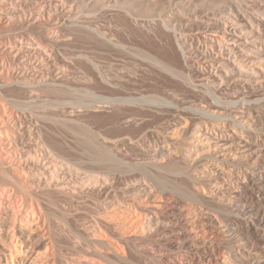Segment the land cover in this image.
Segmentation results:
<instances>
[{"label":"bare ground","instance_id":"6f19581e","mask_svg":"<svg viewBox=\"0 0 264 264\" xmlns=\"http://www.w3.org/2000/svg\"><path fill=\"white\" fill-rule=\"evenodd\" d=\"M63 1L0 0V198L13 209H29L37 221L34 226L27 212L19 229L0 223L12 235L0 264H192L182 258L195 251L180 222L185 200L206 204L202 223L219 226L236 242L232 255L246 252L251 264H264L263 250L254 251L264 241V0H77L70 8L66 0L67 10ZM107 13L118 18L109 29L97 19ZM119 24L148 39L170 40L179 59H160L135 39L125 41L128 31ZM81 38L114 55V62L103 67L91 47L71 51ZM75 59L90 64L95 82L86 75L54 82L45 76L52 61L60 74L70 73ZM147 67L185 91H164L166 101L139 90L134 79ZM91 113L115 114L116 128L146 123L150 113L160 117L154 130L148 125L135 136H111L90 127ZM219 121L236 125L224 132L208 126ZM59 129L74 148H57ZM196 132L226 150L238 149L231 166L237 177L224 201L205 203L187 187L194 180L175 145L197 140ZM161 133L170 135L159 153L144 150L141 162L122 157L120 147ZM157 192H171L178 201L166 203ZM46 217L71 235L73 253L63 255V263L43 228Z\"/></svg>","mask_w":264,"mask_h":264},{"label":"rangeland","instance_id":"374dc122","mask_svg":"<svg viewBox=\"0 0 264 264\" xmlns=\"http://www.w3.org/2000/svg\"><path fill=\"white\" fill-rule=\"evenodd\" d=\"M65 1H63L64 3L62 4V6L65 5ZM67 1H66V6L69 4L68 7L70 8L71 6H73L75 4L73 2L74 1L76 2L77 0H67ZM70 1L72 2V4ZM66 6H63V8L65 10H67V8H68V7L66 8ZM100 15L97 16V19L101 20L99 22H101L103 24H104V22L109 23V22L113 21L110 24H108V23L104 24V27L107 26V27H105L106 29H109L110 28L109 25L113 24L115 20L118 21V18L116 16L113 17L114 15H112V14L110 15L109 13H107V15L109 16V17L108 16L107 17L111 20H109L106 16L105 17L102 16V15H106V13L102 14L101 17H100ZM114 18H117V19H114ZM103 19H106L109 21H106V20L103 21ZM126 25H124V24L120 25L123 27V29L125 31H128L127 36L124 35L125 36L124 38H126L125 41L126 40L127 41H133V39H135V41H137L140 45H142V46L144 45L143 47H145L146 49L150 48V50L155 55H157L158 57L160 56L159 57L160 59L162 58V59L168 60V61L172 60L173 58L179 59L178 51L176 50V48H174V45L170 42V40H168V39L165 40V38H162V37H159L162 40H160L158 37H151V39L149 37V39H148L143 34V32L138 30V28L133 29L132 27H128V25L127 26ZM129 28H132V29H129ZM82 39L83 38H81L80 40L77 39L78 42H77V40H73L72 43L75 45V47L71 43V45H69V47L71 46L70 48L72 50L69 47H68V49H70L71 51L86 50V52L88 53V52H90V47H91V49L93 51L96 50V54H100V58H101V56H102V58L104 57L103 60H102V58L100 60V62H101L100 64L103 67L108 63H109L108 65H110V64H112V62H114V60H115L113 58L114 55L111 56L112 55L111 53H107V52L101 50V48L98 47L97 44H94V42H92L91 40L88 39V41L90 42V43H88V41H86L84 39L86 41L85 42ZM81 41H82V43H81ZM81 44H83V45L81 46ZM88 44L89 45L91 44L93 46H91V45L89 46ZM95 46L97 47L96 49H95ZM73 48H75V49H73ZM71 62H72L71 67L73 69L71 68L72 70L70 73L67 72L66 74L65 73L60 74L61 71L56 69V67L54 66V65H56V61L55 62L52 61V63H55V64L53 66H51L52 65L51 64L50 66L45 67L44 69H46L48 67L49 68L45 70L44 73L46 75L45 74L44 75L51 82L57 81L61 76H62L61 77L62 79H66V78L72 79L73 77L77 78L79 75L80 76L86 75L90 81L92 80L91 83L93 81L94 82L96 81V76L94 75L95 73H94L92 67L90 66V64H88L87 62H85L83 60L80 61V60H76V59L71 60ZM72 64H73V66H72ZM74 65H76V68ZM101 65H100V67H102ZM75 69L78 70L77 73H74V72H76ZM90 69H92V71ZM83 71L86 74H84ZM76 74H77V76H76ZM64 77H66V78H64ZM170 79L171 78H169L168 76L164 77V75H159V74L154 73L153 71H151V69L149 67H147V69L144 68L142 73L135 77L134 83L137 84V87H139V90L146 92L150 95H152L154 93H155V95L156 94L161 95V97L162 98L164 97L163 99L166 100L165 92H164L166 90L174 88L173 90H179L180 92H183V90L185 91L184 87L181 84H179L174 79H172V81ZM131 94L134 95L135 97L138 95L135 92H132ZM220 97L223 101L227 98V96H225L223 94H221ZM178 98H179V101L182 100V97L179 96ZM91 114H92V116L88 114L89 117L87 116V118H86V121L90 125V127L91 128L93 127V130L95 128V130L97 132L100 131L101 134L104 133V134H108L111 136L119 135L120 133H122V131H123V133H125V132L130 133L129 131H132V133H133L132 135L135 136L136 133H137L136 135L141 134L144 131V128L146 129V127H149V126H150V128L148 130H154V129H152V127H154V124H157L159 122V117H160V115L150 113V115H148V117H147L148 121H146V123H144L145 122L144 121L140 125H135V126H131V127L127 126L129 128V130H127L128 128L126 126H123V125H120V127H121V128L119 127L120 129L116 128L119 126V125H117L119 123V120L117 121V119H119V118L118 117L116 118L115 114H107V115L104 113H102V114L101 113H98V114L97 113H95V114L91 113ZM237 121L239 122L238 118H237ZM195 123H196L195 121L192 122V125ZM115 124H116V126H115ZM235 125H236V123L230 125L228 122H222V121H219L216 124L215 123L214 124H208L209 127L214 128L216 130H220L222 132L231 130V128L234 127ZM112 126H114V127H112ZM123 127H124V129H122ZM60 130L61 129H59V131L57 132L58 133L57 136L58 135L61 136V137H58L59 139L56 137V135H54V139L56 138L55 143H57V146H58L57 148L60 147L59 150H62L63 148H64L63 150H67V148L74 145V143L70 139H68V137H66L65 134L63 132H61ZM62 133H63V135H62ZM195 134H197L196 135L198 138L197 140H195V141L193 140L192 142L189 141L188 139L179 140L180 142H176V145H175L177 147L176 149L178 151L177 156H178L179 160H181L180 162L183 164L189 165L190 176L194 180V181H190V183L188 182L187 187L193 195H196L197 197H202V199H204L203 201L205 203H207V200L212 199V198L214 200L221 199V201H224V198L225 199L229 198V192L227 191V189L228 188L230 189L231 187H233L234 182H235V178L237 177L238 172L234 171L231 166H236L235 161L240 156L238 149L235 147V149L226 150L223 147H221L220 145L212 144V140H207L206 135H203L202 132L201 133L196 132V133H194V136H195ZM51 135H52V133L48 134L49 138H51ZM169 135H170V133L153 134V135L147 137V139L145 141L140 142L139 145L136 147H130V148L120 147V153H121L122 157H125V159H127L129 162H141L143 159V156L145 154L144 150H148L151 154L159 153L160 152L159 150L162 148V146L165 145L164 141H166V139ZM66 139H68L69 141ZM66 141L69 142V144L66 143ZM58 142L61 145H58ZM68 145H69V147H68ZM208 145H209L208 148H205L203 150L202 149L199 150L200 146L206 147ZM61 146H63V148ZM74 154H75V152H74ZM194 157H199V160L195 163L192 160ZM131 176H134V178H136L137 180H140V177L136 173L131 175ZM127 177H130V174H128ZM68 178L69 177H67V179ZM168 178H169V180L167 179L166 182L169 183L170 180H172V178L171 177H168ZM110 181H111V179H110ZM166 193H168V194H166ZM166 193H164V194L158 193L157 196L160 197L166 203L172 199H174L173 202L175 200H177L174 198V195L171 192H166ZM159 195H162V196H159ZM0 200L3 201V209L0 212V223L7 221L8 227L15 226L17 229H19V227L21 226V223L19 221L22 220L21 222H23V220L24 221L26 220V218H27L26 213L27 212H28V219L30 217L31 221L36 220L35 218H33V216L30 215L29 209L28 210L26 209L27 210L26 212H25V208H23V207H21V209H17V208L13 209L9 206V202L6 199L0 198ZM205 205L206 204L190 203L187 200L182 202L184 214L182 215L180 222L183 226H185L187 228V231L184 234L187 236V239L193 245L194 250H195L194 254H189V255H185V256L183 255V257H182L183 260L191 262L192 264H240V263L251 264L247 259L248 256H247L246 252L244 254H242L241 256H238L234 253H233V255L231 254L232 253L231 251L232 250L234 251L233 246H234V243H236V242H232V241L227 240L228 237L226 235H224L223 230L219 226L210 227V226H206L202 223L201 214L203 212L200 210V208L204 207ZM22 208H23V210H22ZM15 209L18 211H15ZM12 212L14 213V215L12 214ZM193 212H195V213H193ZM10 213H11V215H10ZM9 216H11V218ZM25 216H26V218H25ZM13 218H14V220H13ZM46 219L47 220L45 221V225H43L46 236L48 238H52L54 241V244H57V248L59 249V251L57 254L58 257H56V259L58 261V259L62 258V259H60L61 262L60 261H58V262L63 263V261H64L63 255L67 254V252L73 253V252L69 251L68 247H67L68 242L71 239L70 238L71 235L68 233V231L66 229H62L63 227L61 225H58L59 226L58 227V226L48 224L50 222H49L47 217H46ZM15 221H16V223H15ZM35 222H37V221H33L31 223L34 226H36ZM178 226H180V225H178ZM8 227L3 226V224L0 225V256L1 257H2V253H5V254L7 253V251H6L7 247H12L10 244L12 242V235L10 234V232L7 233ZM40 227H42V225H40ZM173 227H176V226H173ZM33 228L38 230V227L37 228L33 227ZM59 228H60V230H59ZM4 229H5V231H4ZM16 233L18 234V231ZM173 233H175V232H173ZM162 235H164V234H162ZM8 236H9V238H8ZM18 237L21 238L22 236L18 235ZM253 239L258 240L257 238H253ZM255 247L256 248L254 251H257L258 254H261L262 250L264 252V241H258V243ZM172 251H175V245L170 247L167 250H164L162 255H166V256L168 255L169 256ZM167 260H166V264L167 263L170 264L171 263L170 260L169 259H167ZM63 264H65V263H63Z\"/></svg>","mask_w":264,"mask_h":264}]
</instances>
